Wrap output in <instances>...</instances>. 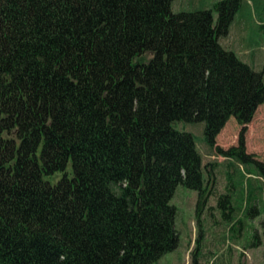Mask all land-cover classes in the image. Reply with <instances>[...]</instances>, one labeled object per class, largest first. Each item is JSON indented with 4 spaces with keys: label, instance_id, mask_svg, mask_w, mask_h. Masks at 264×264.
I'll list each match as a JSON object with an SVG mask.
<instances>
[{
    "label": "trees",
    "instance_id": "1",
    "mask_svg": "<svg viewBox=\"0 0 264 264\" xmlns=\"http://www.w3.org/2000/svg\"><path fill=\"white\" fill-rule=\"evenodd\" d=\"M242 2L0 0V264H154L178 247L171 199L204 176L175 123L204 122L213 148L235 116L239 146L218 148L251 162L264 70L220 41Z\"/></svg>",
    "mask_w": 264,
    "mask_h": 264
},
{
    "label": "rangeland",
    "instance_id": "2",
    "mask_svg": "<svg viewBox=\"0 0 264 264\" xmlns=\"http://www.w3.org/2000/svg\"><path fill=\"white\" fill-rule=\"evenodd\" d=\"M217 1L174 0L173 5L175 11H186ZM220 41L255 69L264 70V0H243L229 33ZM175 127L195 136L203 157L204 186L201 195L184 184L177 186L171 204L176 207L179 244L154 264H264V180L254 164H264V103L245 133L251 162L226 157L218 148L239 146L243 125L235 116L213 148L205 142L204 122H177ZM61 176L60 172L46 179L56 183Z\"/></svg>",
    "mask_w": 264,
    "mask_h": 264
}]
</instances>
